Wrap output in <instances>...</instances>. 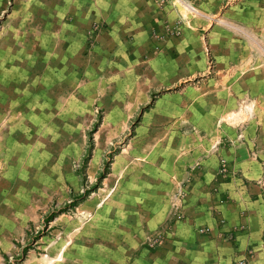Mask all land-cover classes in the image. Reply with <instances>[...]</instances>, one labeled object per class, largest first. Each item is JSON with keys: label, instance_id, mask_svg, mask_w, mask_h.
<instances>
[{"label": "rangeland", "instance_id": "374dc122", "mask_svg": "<svg viewBox=\"0 0 264 264\" xmlns=\"http://www.w3.org/2000/svg\"><path fill=\"white\" fill-rule=\"evenodd\" d=\"M95 1L0 0V116L16 117L12 128L5 126L12 132L6 131L4 142L9 149L19 142V154L23 150L26 160L21 172L19 165H8L7 179L20 178L13 187L19 189V194L16 191L10 195L8 188V196L2 199L9 208H3L0 216V264H120V251L129 246L135 226L143 223L144 218L143 214L129 211L121 222L115 206L117 189L114 185L109 187L107 179L120 155L125 154L123 148L134 142L139 144L145 137L154 143L158 135L164 134L161 129L154 131L155 127L137 128L144 122L142 125L148 124L146 117H142L144 110L154 112L169 107L173 116L151 117L152 120L163 125L167 121L184 125L182 120L188 115L180 105L184 103L180 96L184 92L198 94L197 89L204 85L212 95L211 105L234 111L239 122L253 119L262 110L263 101L257 96L262 85L256 83L264 77V68L237 69L233 78L244 80L245 84L229 87L228 96L218 93V89L225 88L219 81L220 68L215 67L213 57L207 58L203 69L186 71L181 76L171 73L165 80L161 75L167 67L165 61L177 58V53H170L175 46L169 42L181 32L182 13L219 25L233 36L236 45L248 43L247 30L231 20H220V14L200 15L179 0H144L146 4L141 3L139 11L155 23L148 33V47L129 53L130 63H112L118 53L109 48L99 53L94 47L103 21L90 25L88 39L80 43L84 45L83 52L71 51L73 42L82 39L68 30L73 22L72 7L82 6L87 11L92 6L104 13L114 4L122 6L121 0H98L99 4L94 5ZM217 40L225 44L221 36ZM255 48L257 51L251 53L236 51L234 60H264V47ZM82 60L87 66L85 70L79 66ZM136 60L142 67L150 66L144 70V101L133 116L123 114L117 118L124 123L120 131L101 132L111 123L106 110L110 103L99 94L97 84L105 79L107 86H118L112 76L132 77ZM170 72L166 70L165 75ZM241 114L245 115L242 119L238 116ZM193 129L189 124L187 131ZM99 142L102 145L97 149ZM13 159L10 156L9 160ZM32 204L36 207L34 212L30 211ZM173 215L174 212L170 216ZM89 223H100L104 229L94 233L91 227L87 228ZM82 228L89 230L83 236ZM2 237L6 240L1 241ZM163 243L161 229L151 230L142 238V245L150 251ZM60 252L62 256L57 259Z\"/></svg>", "mask_w": 264, "mask_h": 264}, {"label": "crops", "instance_id": "0c3cea01", "mask_svg": "<svg viewBox=\"0 0 264 264\" xmlns=\"http://www.w3.org/2000/svg\"><path fill=\"white\" fill-rule=\"evenodd\" d=\"M121 1L122 6L114 4V8L107 7L104 13L95 11L92 6L87 11L82 6L72 7L73 22L68 25V30L72 36L82 37L73 42L72 52L84 51V45L80 43L88 39L89 27L96 21L104 24L97 31L94 47L99 53L107 48L118 53L112 63H130L129 53L148 47V33L155 23L149 17H142L139 11L141 3H146L144 0ZM179 1L188 3L200 15L220 14V20L233 21L247 30L249 41L236 45L233 36L222 31L219 25L210 24L204 17L194 18L182 13L181 32L169 42L175 46L170 53H177V58L165 61L167 67L161 74L163 80L171 73L181 76L186 71L203 69L207 58L213 57L215 67L220 68L219 81L225 88V91L218 89V93L228 96L226 90L229 87L245 84L244 80L233 78L237 69L264 68V60L238 62L233 56L236 51L256 52L255 45L264 47V0ZM100 3L109 5V2ZM98 4L96 0L94 5ZM219 36L225 44H219ZM130 40H133L132 44ZM79 66L83 70L87 67L84 60ZM133 66L132 77L112 76L118 86H107L105 79L97 84L99 94L110 103L106 110L111 123L101 132L106 130L105 133L115 134L120 131L124 123L117 118L123 114L133 116L144 101L142 93L147 84L144 70H149L150 66L142 67L137 60ZM166 70L172 72L165 75ZM150 81L151 76L148 77ZM256 84L262 85L257 93L263 101L262 110L247 121L239 122L234 111L218 104L211 105L212 95L205 85L197 89L198 94L184 92L180 96L184 101L180 105L186 108L187 117L190 116L189 120H182L186 122L184 125L180 122L170 124L169 121L163 125L152 120L159 116H173L169 107L154 112L144 110L142 117H146L148 124L142 125L144 122L137 128L155 127L154 131L161 129L164 134L161 132L162 137L158 135L154 143L145 137L139 144L134 142L129 148H123L125 154L120 155L112 176L107 179L109 187L114 185L117 189L115 206L120 217L117 218L122 222L129 211L143 214L144 218L143 223L135 226L129 246L120 251V264H241L242 261L243 264H264V77ZM83 91H86L85 87ZM238 116L245 117L244 114ZM12 117L13 120L16 118ZM189 124L194 128L191 131H187ZM11 125L13 122L9 128L13 127ZM7 130L12 132L5 128L4 136ZM101 145V142L97 143V149ZM8 146L3 141L0 216L5 211L3 208H9L2 203V199L8 196L5 190L9 188L10 195L16 191L19 194V189L14 188L20 178L7 179L8 165H19V172L26 166L23 150L19 154L20 143L15 142L10 149ZM10 156L14 159L9 160ZM30 206V211L34 212L35 204ZM95 224L89 223L87 228L91 227V231L99 234L104 226ZM87 228H82L81 236ZM154 229L162 230L164 243L150 251L142 245V238ZM4 240L6 238L2 237L1 241Z\"/></svg>", "mask_w": 264, "mask_h": 264}, {"label": "bare ground", "instance_id": "6f19581e", "mask_svg": "<svg viewBox=\"0 0 264 264\" xmlns=\"http://www.w3.org/2000/svg\"><path fill=\"white\" fill-rule=\"evenodd\" d=\"M188 7L190 9H192L191 6H188ZM12 122H13V117L12 116H8V117H5V115L0 116V154H1V151H2V147L1 146H2V143L4 141V130L6 128L5 126H7L9 124H12ZM2 162L3 161L0 159V167L3 166ZM61 256H62V253L60 252L59 254H57L56 258L59 259Z\"/></svg>", "mask_w": 264, "mask_h": 264}, {"label": "built area", "instance_id": "2783aa9c", "mask_svg": "<svg viewBox=\"0 0 264 264\" xmlns=\"http://www.w3.org/2000/svg\"><path fill=\"white\" fill-rule=\"evenodd\" d=\"M244 262L242 261L241 264H243Z\"/></svg>", "mask_w": 264, "mask_h": 264}]
</instances>
